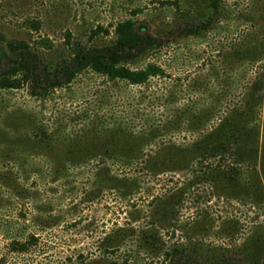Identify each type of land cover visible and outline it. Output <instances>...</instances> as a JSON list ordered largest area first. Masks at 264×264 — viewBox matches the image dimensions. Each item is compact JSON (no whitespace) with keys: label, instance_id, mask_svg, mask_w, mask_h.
<instances>
[{"label":"rangeland","instance_id":"374dc122","mask_svg":"<svg viewBox=\"0 0 264 264\" xmlns=\"http://www.w3.org/2000/svg\"><path fill=\"white\" fill-rule=\"evenodd\" d=\"M210 2L0 0V57L55 69L128 20L168 45L133 65L165 71L144 87L91 72L41 98L23 77L0 85V264H263L264 0H222L210 32L179 38ZM181 110L218 114L202 128ZM204 141L219 149L192 155Z\"/></svg>","mask_w":264,"mask_h":264},{"label":"trees","instance_id":"16d2710c","mask_svg":"<svg viewBox=\"0 0 264 264\" xmlns=\"http://www.w3.org/2000/svg\"><path fill=\"white\" fill-rule=\"evenodd\" d=\"M221 3L222 0H211L209 6L213 15L205 21L191 23L180 28L177 36L186 39L198 38L210 32L220 18ZM114 36V42L101 47L78 44L74 48L72 56L62 60L55 69H51L39 53L33 50L13 51L10 55L0 57V85L8 79L23 77L30 85L31 96L41 98L55 90L71 86L77 78L87 72L104 77L110 83L123 82L135 87H144L151 80L161 79L165 76V71L157 64H148L140 69L133 68V65L140 59L168 47L163 38L140 31L136 24L130 20L118 23L114 28ZM217 114L218 112L215 114L214 111L193 110L184 112L181 110L178 112V120L179 124L185 118L189 119L190 123H196L197 126L204 123L202 128H205L209 123L214 122ZM233 115L239 119L242 117V111L235 109ZM232 121L234 120L231 119L229 126H236V123ZM229 122L230 120H227L224 126ZM117 131L118 134L125 133L120 127ZM239 133L236 127H232L223 138L228 137L227 142L233 141L236 145L240 139ZM206 141L209 142L208 139ZM206 141L202 145L196 146L192 155L216 152L219 149L217 148L218 144L211 148L205 147ZM221 148L224 149V146ZM113 167L116 170L123 169L126 171L129 165L126 162L114 161ZM35 242V239L32 238L27 243H14L13 252L22 255L27 254ZM216 264L245 263L241 259L228 257L219 260Z\"/></svg>","mask_w":264,"mask_h":264}]
</instances>
